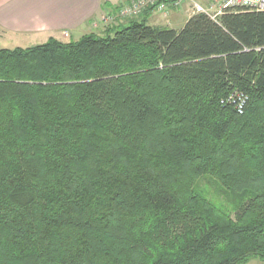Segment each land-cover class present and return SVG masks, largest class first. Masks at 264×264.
Returning <instances> with one entry per match:
<instances>
[{
    "label": "trees",
    "instance_id": "16d2710c",
    "mask_svg": "<svg viewBox=\"0 0 264 264\" xmlns=\"http://www.w3.org/2000/svg\"><path fill=\"white\" fill-rule=\"evenodd\" d=\"M151 12L0 48V264L264 262V12Z\"/></svg>",
    "mask_w": 264,
    "mask_h": 264
},
{
    "label": "crops",
    "instance_id": "0c3cea01",
    "mask_svg": "<svg viewBox=\"0 0 264 264\" xmlns=\"http://www.w3.org/2000/svg\"><path fill=\"white\" fill-rule=\"evenodd\" d=\"M129 1L0 0V36L6 34L12 38L21 37L28 42L39 43L38 45L51 38L59 41L63 33H68L70 39L73 36L82 37L88 34L101 36L107 27L127 24L130 19H118L105 26L102 20L107 12L115 15L118 8ZM192 1L203 7L208 2ZM213 3L214 11L218 14L221 3ZM191 16H193L191 4L187 2L179 10L168 8L162 13L152 11L146 16V21L149 26L175 28L173 30L179 31ZM94 22H98L97 28L93 27Z\"/></svg>",
    "mask_w": 264,
    "mask_h": 264
},
{
    "label": "built area",
    "instance_id": "2783aa9c",
    "mask_svg": "<svg viewBox=\"0 0 264 264\" xmlns=\"http://www.w3.org/2000/svg\"><path fill=\"white\" fill-rule=\"evenodd\" d=\"M187 2L192 5L193 15L204 14L212 20H215L216 17L226 9H242L254 12H264V0H221V8L216 15H211L210 8H203L200 5L195 4L192 0H130L128 3L121 5L114 16H116L117 19H134L140 17L146 10L149 9H152V11L156 13L165 12L168 8L179 10ZM109 16L107 21H114L113 15ZM107 21H105V17L102 20V22ZM97 26L98 22H95L93 27L97 28Z\"/></svg>",
    "mask_w": 264,
    "mask_h": 264
},
{
    "label": "rangeland",
    "instance_id": "374dc122",
    "mask_svg": "<svg viewBox=\"0 0 264 264\" xmlns=\"http://www.w3.org/2000/svg\"><path fill=\"white\" fill-rule=\"evenodd\" d=\"M201 1L202 2L208 1L207 4L204 5L205 7H203L201 5L200 6L203 8H206V9L210 8L211 9V15L216 14L214 11L215 5L213 2L221 3V0H215V1L214 0H200V2ZM195 4H197V3H195ZM191 9H192V5H191ZM109 15L111 16V14L109 12H107L105 15V21L108 20ZM113 17H114L113 18L114 21L118 20L116 18V16L113 15ZM114 21H111V22L107 21L108 23L107 22H102V23L105 26V25L113 23ZM93 26H94V24H93ZM98 26H99V24H98ZM173 29H175V28H173ZM69 36L70 35L68 33H63L62 37H59L58 40H59V42L67 43L69 41H77L81 37V35L80 36H73L70 39ZM1 37H3V38H1ZM38 44L35 42H28L25 38H21V37L12 38L10 35H6V34H4V35L1 34V36H0V47L4 48V49L28 48V47L37 46ZM197 188H198L199 193H201L203 196H205L213 204L220 206V208L224 209L225 211L231 210L232 203L230 202V196H229L230 194L228 192L224 191L218 184H216V182L212 178L204 177L202 179H199L198 183H197ZM246 264H264V262H261L257 259H252Z\"/></svg>",
    "mask_w": 264,
    "mask_h": 264
}]
</instances>
